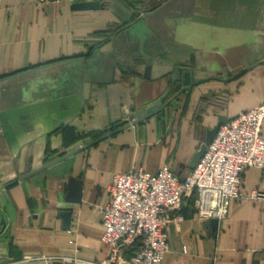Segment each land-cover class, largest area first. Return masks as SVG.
I'll return each instance as SVG.
<instances>
[{
    "label": "crops",
    "instance_id": "1",
    "mask_svg": "<svg viewBox=\"0 0 264 264\" xmlns=\"http://www.w3.org/2000/svg\"><path fill=\"white\" fill-rule=\"evenodd\" d=\"M72 5L0 2V189L26 177L0 191V264L106 260L100 209L114 175L169 166L184 179L220 124L264 103L262 0ZM186 70L204 82L105 132L168 88L175 95L173 77ZM71 179L82 183L81 204L67 200ZM242 191L264 192L259 169L244 172ZM180 214L163 264H264V199L234 202L216 223L197 218L193 199Z\"/></svg>",
    "mask_w": 264,
    "mask_h": 264
},
{
    "label": "built area",
    "instance_id": "2",
    "mask_svg": "<svg viewBox=\"0 0 264 264\" xmlns=\"http://www.w3.org/2000/svg\"><path fill=\"white\" fill-rule=\"evenodd\" d=\"M263 123L264 103L222 125L184 179L169 166L156 173L133 169L114 175L109 202L100 209L109 257L101 262L66 257L61 264H163L169 251L166 229L183 221L180 212L187 200L193 199L198 219L220 221L229 215L232 203L264 199L262 191H242L246 170L259 169L264 178Z\"/></svg>",
    "mask_w": 264,
    "mask_h": 264
},
{
    "label": "water",
    "instance_id": "3",
    "mask_svg": "<svg viewBox=\"0 0 264 264\" xmlns=\"http://www.w3.org/2000/svg\"><path fill=\"white\" fill-rule=\"evenodd\" d=\"M104 0H72V9L73 10H98L102 7V2ZM264 2V0H262ZM257 65H261L264 64V59L263 61L256 63ZM257 65H253V66H257ZM252 66V67H253ZM247 70V69H246ZM249 70V69H248ZM192 72L191 71H183L182 72V79L177 78L176 76L173 77V83L177 84L179 83L181 88L180 90L173 95L172 97H169L172 90L171 88H168L164 93L160 94L159 96H157L155 99H149L148 101H145L144 104L139 107L137 109V111L134 114V121H132L131 123H129L128 121H122V120H118V121H114V122H109V128H107L105 130V132H109L111 130H115V131H123L131 126H136L139 122L150 118L152 116H155L159 113H161L163 110H165L173 101L177 100L181 95H183L186 92H190L192 91L195 87L201 85V83H203L204 81L201 80H193L192 79ZM194 76H196L194 74ZM229 122V121H228ZM222 123L219 125V127H217L215 129V131L211 134L210 139L201 146L199 152L195 155V157L193 158L192 162H191V168H193V170L196 168L197 164L200 162V160L202 159L203 155L205 154L207 148L210 146V144L213 142L214 137L217 135V132L219 130V128L228 123ZM172 123H174V121L172 120ZM74 154V152L67 154L63 157H61L60 159L48 164L47 166L43 167H49L59 161H62L70 156H72ZM42 168V169H43ZM41 169V170H42ZM37 172V171H36ZM35 172L30 173L28 176L33 175ZM26 178V177H24ZM22 178V179H24ZM22 179L11 183L7 186L2 187V189L8 188L9 186L14 185L15 183H18L19 181H21ZM70 183V196L67 198V200L71 203L74 204H81V190H82V183L81 181H77L75 179H71L69 181ZM0 189V191L2 190ZM214 222L216 223L217 221L214 220Z\"/></svg>",
    "mask_w": 264,
    "mask_h": 264
}]
</instances>
